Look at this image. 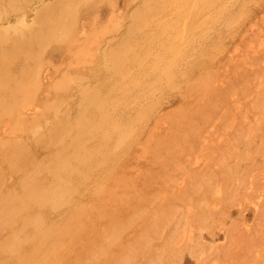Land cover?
I'll return each mask as SVG.
<instances>
[{
    "label": "bare ground",
    "instance_id": "1",
    "mask_svg": "<svg viewBox=\"0 0 264 264\" xmlns=\"http://www.w3.org/2000/svg\"><path fill=\"white\" fill-rule=\"evenodd\" d=\"M256 2L258 3V0H0V264H137L139 262L169 264L165 261L168 256L175 257L171 248L169 249V246L175 245L168 243L169 240L174 241V237L169 234L174 233V236L178 234L174 231L175 228L178 229L175 225H182L181 216H177L175 220L170 212L171 202H175V197L171 201L166 200L164 205L162 202L158 204V201L164 199L163 196L166 195L164 189L168 190L173 183L169 186L163 183L167 188H163L164 192L157 190L156 193L154 190L158 184L154 183H159V180H156L157 176L154 177L153 174L152 180L146 176L152 182L148 185L145 182L143 186H149L147 188L151 189L154 184L155 189L152 187L154 190H148L149 193L153 191L154 193L147 196L148 193L145 194L147 189L141 190L144 192V197H150L146 205L154 206L151 205V209L145 207L143 211L142 205L144 203L145 206L146 198L137 191L143 180L140 181L139 177L140 187H137L136 192V187L131 188V184L133 178L135 183L138 178H135V175L133 178L124 175L128 171H124V164L131 153L141 147L146 154L150 150L153 152V161L148 157L152 165L156 155L159 156L162 152L165 154L167 151H170V156L168 152L166 156L163 154L165 159L171 158V162L175 159L179 160L178 157H173L178 151H183L177 154L181 157L185 155V149L193 152L197 149V145L201 150L208 148L210 142H207L212 140L213 136L205 142L207 137L203 140L201 135L210 127L214 129L215 121L218 123L226 121L224 127L227 126L229 113L228 116L220 115L221 110L217 114L216 109L224 105L222 102L225 100L224 97L230 98L237 94L232 91L235 87L239 86L240 94H244L246 83L243 85L244 78L241 80V77L239 79L230 73L229 82H226L228 87L223 86L224 82L222 86L215 85L217 81L221 82L219 77H222L216 71L218 68L220 70V66L217 67L216 63L220 61L219 55L227 51L228 43L226 45L225 39L235 34L243 21H249L250 4ZM102 7L108 8L103 12ZM258 8L257 5L255 9ZM90 17L92 19H89ZM47 49H51L48 50L51 52L46 54L47 61L51 62L54 59L60 63L66 58L69 61L66 62L67 70L64 72L61 69L64 72L61 71L62 74L58 73L62 62L56 64L60 65L59 71L54 66L51 71L55 73L54 75L58 73L61 76L46 89L43 88V83L46 84L44 79L47 71L43 66L47 61L43 64L42 60H45ZM239 55L242 56L243 53ZM252 60L257 61L250 57L251 63ZM229 63L231 64V61ZM43 69L46 71L45 74ZM222 74L226 79L228 78L226 74ZM233 81L237 85L233 84ZM248 84L251 86L250 82ZM44 92L45 94H42ZM175 94L180 99V103H177L179 105L174 110L164 113L169 97ZM193 99L200 100L197 104H193ZM226 100L237 103L235 97ZM261 100L263 101V98ZM231 120L230 122L234 119ZM159 126H163L164 132ZM229 126L230 124L226 128L228 129ZM216 127L219 128L217 124ZM239 128L243 129L242 126ZM213 129L210 130L215 132ZM225 129L219 132H224ZM208 133L212 134L211 131ZM223 134L219 133V135ZM202 140L207 146L200 144ZM225 149L227 150L228 147L226 146ZM194 152L192 154H196V151ZM207 156L210 155L206 153L205 160ZM226 156L225 158L229 157ZM196 157L195 160L198 159ZM140 158L138 162L141 161ZM160 159L162 162L163 157ZM177 160L176 165L181 161ZM184 161H186L184 165L187 166V162L189 166L192 165L190 164L192 161L189 162L188 159ZM150 162L145 160L144 165ZM164 163L163 165L166 166ZM144 165H141L142 169L146 166ZM149 165L148 167H152L150 169L153 170L156 164ZM163 165L158 164V167L162 169ZM193 166L190 168H195ZM243 168L247 170V167ZM182 169L183 174H187L185 173L187 169L185 168L186 171ZM203 169L201 173L203 174L204 171V176L208 173L212 174L205 170V167ZM226 169L225 167V171ZM250 169L252 172L253 169ZM145 170L147 171L146 168ZM172 170L168 171L169 174ZM222 170V174L223 172L226 175L230 174ZM165 171L161 174L160 170L158 174L162 176L167 174L170 177ZM258 173L255 172L258 174L255 178L262 176L261 171ZM167 175L163 176L161 181L169 182ZM175 175L178 177L179 173ZM210 175H206L207 180L213 181L211 178L214 175L211 178ZM126 177L132 179L131 184L126 181ZM146 177L145 179H148ZM206 177L204 182L208 183V186L212 185L214 182H208ZM235 177L237 179V173ZM238 178L239 181L243 179L240 176ZM257 178L260 180L261 177ZM187 179L190 180V177ZM225 180L227 181L226 178ZM246 181L244 180L245 183ZM254 181L256 182L255 179ZM260 181L257 182L258 185ZM250 183L252 184V181ZM161 184L160 188H157L161 189ZM242 185L246 184L242 183ZM251 187L248 189L251 190ZM255 187L251 190L253 194L257 190L254 189ZM260 187L262 188H258L261 190L255 192L256 197L250 196L257 200L253 202V210L256 213L264 205V186ZM130 188L136 194L133 191L131 193L133 196L129 198ZM173 188L172 186L171 190ZM195 189L202 190L196 187ZM245 189L247 190L246 187ZM171 190L167 191L168 198L172 197L168 194V192L172 194ZM203 190L201 192L206 194V189ZM185 191L192 190L190 188ZM199 191H196L197 200L200 197ZM228 191L230 193L225 192L222 203L236 199L234 190ZM159 192L164 195L157 201V197L153 195ZM174 193H177L176 189L173 195ZM249 194L251 195V192ZM206 196L208 194L204 195L205 202L209 198ZM177 201L182 205V199L176 200V203ZM185 201L190 202V195L185 197ZM166 203L171 208L167 207L169 210L166 208L167 211L166 209L164 211ZM177 205L173 207L176 211H180ZM205 207L207 206L205 205L204 209ZM140 211V214L143 211L144 215H139ZM166 212L177 224L172 223L175 226L174 230L171 228L172 232L167 234L171 239L165 237L168 240H165L163 248L157 251L156 246L163 243L159 232L162 229L166 232L168 230L165 226L159 230V226H163L160 224L166 223L164 219L169 220ZM238 213L241 214L239 211ZM135 217H139L138 224L144 225V228L145 224L150 226L148 232L151 233L147 232V227L146 232L144 230L145 235L144 232L143 235L140 234L141 231L138 232L140 229L136 231L134 222L130 223ZM125 221H128L127 223L133 228H130ZM123 224L128 229L124 228ZM129 228L138 232L140 235L138 237L142 239H135L137 237L135 232L130 233L131 239L126 238L123 242L125 232L130 231ZM262 229L257 239H249L246 243L247 256L246 258L243 256L246 264H264V230ZM152 232L160 234L161 241L159 236L157 237L159 244L151 243L152 239L148 238L149 234L154 237ZM180 241L177 238L174 244ZM150 243L155 245L156 250L151 249L155 247ZM177 246L180 247V244L178 243ZM217 250L219 252H214L213 255H225L226 258L229 253L222 247ZM205 258L199 256L195 264H206L210 257L208 256L207 260Z\"/></svg>",
    "mask_w": 264,
    "mask_h": 264
},
{
    "label": "rangeland",
    "instance_id": "2",
    "mask_svg": "<svg viewBox=\"0 0 264 264\" xmlns=\"http://www.w3.org/2000/svg\"><path fill=\"white\" fill-rule=\"evenodd\" d=\"M263 2V3H262ZM262 2L260 1V0H258V3L256 2L255 4H256V6H255V4H250L251 5V7H249V11H250V19H249V21L248 20H245V21H243V24H241L240 25V29H238L237 31L238 32H240V33H238L237 31H236V33H238L237 35H235V34H232L230 37H228V38H226L225 39V42H226V45H227V43H228V45L226 46V48H227V51L225 52V51H223V53L222 54H220L219 56H220V61H217V63H216V66L218 67V65L220 66V70H219V68H218V70L216 69V71H218V74H219V76H224L225 77V75H223L222 73H224V74H226L227 75V79H226V77H225V81L224 80H222L223 78L221 77H219V79L221 80V82H219V81H217V82H219L218 84H217V82L215 83V85H217V86H219V84H221L220 86H222V84H223V82L225 83V84H223V86L225 85L226 87H228L226 84H228V83H226L229 79H230V77H231V75H230V73H232L235 77H237V78H239V77H241V80L244 78V83H242L243 85H244V90H243V92H244V94L245 93H247V95H244L243 93L242 94H240V91L238 90V88H239V86H237V87H235L234 88V85H233V88L234 89H232V91H235V92H233V93H237L236 95H233V96H231L230 98H233V97H235L236 98V100H237V103H232L231 102V100H226V99H230V98H226V97H224V99L225 100H223L222 102L224 103V105L222 106V107H219L218 109H216V113L217 114H219L220 112H222V114H220V115H224V116H228V113H229V116L227 117L228 119H227V126L230 124V126H229V128L227 129L226 127H224V124L226 125V121H225V123L224 122H220L219 121V123H218V121H215V127H214V129H213V127H208L209 129H206V131L208 130L209 132L211 131V133L213 132L212 130H210L211 128L215 131V132H213L211 135L208 133V131L207 132H204L202 135H201V137L203 138V140L205 141V142H207L206 140L207 139H212V136H213V141L212 140H208V142L207 143H209L210 142V145L209 146H207V143H205L203 140V142L201 143V141H200V144L202 145H206L205 147L207 148L206 150H205V148L204 147H201L203 150H201V149H199V147H198V145H197V149L196 150H194V151H196V154H192V153H195L193 150V152H188L187 151V149H185L184 150V153H185V155L183 156L182 154V156L180 157V156H177V154H179V153H181V152H183V151H178L177 152V154H175V156H173L174 154H172V156L173 157H178L179 158V160H181L180 162H178V165H176V160L177 159H175V160H173L172 162H171V158H169V159H165L164 158V155L166 156V154H167V152L164 154V152H162L159 156H157L159 159L160 158H162L163 157V159H164V162H167V163H164L163 162V159H162V162L155 156L154 157V159H155V161H156V163H155V161L153 162V164L156 166H154V165H152V161H153V152L150 150V151H146L147 152V154L145 153V151H143L142 150V147L141 148H136V150L135 151H133V153H131V155L129 156V158L127 159V162H125V164H124V171H126V170H128V171H130V172H132V174L130 173V172H125L124 173V175H127V177H128V175H130V178H133V175H135L134 177L135 178H138V180L136 179V183L134 182V178H133V182H132V184H131V182H130V180L132 181V179H127V177H126V181L127 182H130V184H131V188H133L134 189V187H136L135 188V191H136V189H137V187H140L138 184L140 183V182H138L139 181V177H140V181L141 180H143L144 181V183H143V181H142V185H141V187H140V189L138 188V192L139 193H141V195L144 197V192L143 191H145L146 189V191H145V194H146V192L148 193L147 194V196H150L149 194H153L154 193V191H156V193H157V190L159 191H162V192H164L163 191V188H167V185H164V184H168V186L169 185H172V183H173V187L176 189V192L177 193H179V192H181L180 194H175L174 193V195H173V192L175 191V189H174V191H172L171 190V187L169 186L168 188V190H171L172 191V194H171V192H168V194H169V197H171V195H172V197L171 198H168V195H167V189H164L165 190V194L167 195V197H166V195H164V193L162 194V193H160L159 192V194H155V195H153V196H156L157 197V201L163 196V200L161 201H158V204H161V203H159V202H162L163 203V205H164V203L165 202H167L166 200H168V201H171V200H173L174 198L173 197H175V202L174 203H172L171 202V204H172V208L170 207V206H168V204H167V206H165V208L163 209L164 211H165V209L167 208V207H169V208H171V210H170V212H172L171 213V215H174V216H172L173 217V219H175L177 216H181V218H180V220H181V223H182V225L181 226H177V225H175V224H177L176 222L174 223L173 221L174 220H172V218L170 219V216L168 215V214H170V212L168 211V214H167V212H166V214L168 215V217H167V215H166V217L167 218H169V220H167V219H164V220H166V223L164 222L163 224H160V225H163V226H159V230H160V228H162V227H166L165 229L167 230V232L164 230L163 231V229H162V231L161 232H159L158 230V232L161 234H156V233H154L153 234V232H152V235H154V237H152L151 236V234H149V236L150 237H148V238H150V239H152V242L151 243H153V242H155V244H159L158 242L159 241H161V237H162V241L161 242H163L161 245L159 244L158 246H156L157 247V251H159L161 248H163V246L165 245L164 244V241L165 240H168V239H171L170 238V236H172V237H174V241H172V240H169L168 241V243L170 244H172V245H175V246H173V247H170L169 246V249L171 250V252L172 253H174V255H175V257H173V256H171V255H169L168 256V259L167 260H165L166 261V263H167V261H168V263L169 264H195V260L196 259H198L199 258V256H200V258H205V256H206V258L209 256L210 257V259L208 258V260H207V262H206V264H239V262H241L240 264H246V256H247V254H246V250H245V247H246V243H247V241L249 242V239H257L258 238V235L260 234V229H262V230H264V205H263V207H260L259 209H258V211H257V213H256V211L255 210H253V202L254 201H257L255 198H252V197H254V195L255 194H257L258 193V191H260L261 189H259V188H262V187H260V186H264V184H262V183H264V182H262V180H264V140H263V138H264V9L262 8V6L263 5H261V4H264V0H262ZM261 3V4H260ZM253 5H254V7H253ZM257 5H258V7L260 8H258V9H255V7H257ZM109 7V6H108ZM108 7H105V8H103L102 7V9L101 10H103V12H104V9H106V8H108ZM264 7V6H263ZM254 8V9H253ZM261 9H263V10H261ZM261 16H263V17H261ZM89 19H92L91 17L89 18ZM115 19V18H114ZM116 19H117V17H116ZM115 19V20H116ZM118 19L120 20V18L118 17ZM114 20V21H115ZM119 20H116V21H119ZM101 24V23H100ZM243 33V35H241ZM241 37H242V40H241ZM246 37V38H245ZM245 38V39H244ZM230 39H233V40H230ZM244 43H243V42ZM231 42V43H230ZM250 45V46H249ZM234 47H235V49L237 50V52H236V50H234ZM236 47H238V48H240V49H238V48H236ZM243 47H244V49H243ZM253 49V50H252ZM48 50H51V49H47L46 51V53H45V60L43 59L42 61H44L43 62V64L45 63V61H47V59H46V54L47 53H49V52H51V51H48ZM239 50H242V52L241 51H239ZM247 52H249V53H247ZM251 52V53H250ZM242 54L243 53V55L241 56V55H239V54ZM248 54V56H246L247 54ZM254 53V55H256V56H254V55H252ZM249 55H250V57H251V59L253 58L254 60L256 59H258V57L260 56V55H263L261 58L259 57V59L257 60V61H253L252 60V63L249 61L250 60V57H249ZM252 55V56H251ZM218 56V57H219ZM254 56V57H253ZM244 57H248V58H244ZM257 57V58H256ZM243 59V61H242V59ZM67 59V58H66ZM62 60L60 63H61V67H63L64 65H65V67H63V68H61L60 67V71H59V66L60 65H56V64H58L59 62L58 61H55L54 59V61L53 60H51V58H50V60H51V62H49V60L47 61V63H45L44 65L45 66H43V68L47 71V75H46V78L44 79V81L46 82V84H44L43 83V85H44V87L43 88H45L46 87V89L47 88H50V85H52L54 82H56L57 81V79L61 76L60 74H62V72L65 70H67L66 69V62H68L69 60L67 59V60ZM240 59V60H239ZM246 60V61H245ZM64 61V62H63ZM231 61V64L229 63ZM239 62H242V63H239ZM48 63H51V64H48ZM59 63V64H60ZM236 63H238V64H236ZM48 64V65H47ZM62 64H64L63 66H62ZM236 64V65H235ZM240 64H243V65H245L244 67L242 66V65H240ZM49 65H51V66H49ZM230 65V66H229ZM240 65V66H239ZM52 66H53V68H52ZM54 66H56L55 68L59 71L58 73H60L62 70V72L60 73V74H58V73H56L57 75H54L55 73L53 72V71H51V70H53L54 69ZM48 67V68H47ZM226 67V68H225ZM242 67V68H241ZM50 68V69H49ZM52 68V69H51ZM245 70H244V69ZM43 69V70H44ZM62 69V70H61ZM233 69V70H232ZM44 70V71H45ZM49 70H50V72H49ZM238 70V71H237ZM46 71L45 72H43V74H45L46 73ZM64 71V72H65ZM230 71V72H229ZM53 72V73H52ZM63 72V73H64ZM238 72V73H237ZM54 76V77H50V76H52L51 74ZM237 74V75H236ZM49 78V79H48ZM218 79V80H219ZM240 79V78H239ZM239 79H237V81H240ZM246 79V80H245ZM249 79V80H248ZM250 82V85L251 86H249V82ZM44 81H42V82H44ZM54 81V82H53ZM232 81V80H231ZM230 81V82H231ZM246 81V82H245ZM229 82V81H228ZM233 84H236V82L234 83V81H233ZM237 85V84H236ZM235 85V86H236ZM242 85V86H243ZM246 86V87H245ZM249 88V89H248ZM238 90L237 92H236V90ZM222 91V90H221ZM223 91H225V90H223ZM232 91H230V93L232 92ZM228 92H229V90H228ZM227 92V93H228ZM239 92V93H238ZM242 92V91H241ZM225 93V92H224ZM42 94H45V92L44 93H42ZM43 96V95H42ZM229 96V95H228ZM263 98V101L261 100ZM198 100H200V99H197V100H194L193 99V104L195 103V104H197V101ZM196 101V102H195ZM228 101L230 102V103H228ZM200 102V101H199ZM202 102V101H201ZM226 102V103H225ZM262 102V103H261ZM168 105L165 107V109L163 110V112L164 113H166V112H168V111H172V110H174L175 109V107H177L178 105H177V103H180V99H179V97H178V95L177 94H175V95H172L171 97H169V99H168ZM228 103V104H227ZM257 103H259V104H257ZM231 104V105H230ZM256 104V105H255ZM260 104H262V105H260ZM224 106H226V107H224ZM230 106V107H229ZM223 108V109H222ZM224 108H225V111H224ZM260 108V109H259ZM257 109H259L258 111H257ZM221 110V111H220ZM220 111V112H219ZM229 111V112H228ZM231 112V113H230ZM238 113V114H237ZM220 115H216V116H220ZM231 117V118H230ZM239 118V119H238ZM233 121H232V120ZM230 120L232 121V122H230ZM235 121V122H234ZM245 122H249V123H246L245 124ZM216 124H217V126H219V128L218 127H216ZM222 124V126H220ZM239 125V127H243V129L242 128H239V127H237L238 125ZM251 127V129H249L250 127ZM159 127H161V126H159ZM158 127V128H159ZM163 127V126H162ZM160 128V129H162L163 130V128ZM223 127V128H222ZM225 129L224 130V132L225 131H227L226 132V134H223L224 132L223 131H220L219 132V130H221V129ZM248 129V130H247ZM156 130H158L157 128H156ZM155 130V131H156ZM237 130H239V131H237ZM159 132H161L160 130H158ZM217 131V132H216ZM157 132V131H156ZM155 132V133H156ZM162 132H164V130L162 131ZM219 133H221V134H223V135H219ZM206 134V135H205ZM205 135V136H204ZM207 135H209V136H207ZM216 135V136H215ZM223 136V137H222ZM226 137V138H225ZM228 137V138H227ZM215 139V140H214ZM224 139H226V140H224ZM228 147V149L226 150L225 149V147ZM140 147V146H139ZM199 149V150H198ZM143 152H142V151ZM207 150H208V152H207ZM165 151V150H164ZM185 151H187V152H185ZM198 151V152H197ZM199 151H200V153H199ZM205 151V152H204ZM226 151H229V153L228 152H226ZM203 152V153H202ZM231 152V153H230ZM142 153H144L143 155H142ZM169 153H170V151L168 152V156H170L169 155ZM188 153V154H187ZM190 153V154H189ZM202 153V154H201ZM205 153V154H204ZM206 153L208 154V155H210V156H207V158H206V160H205V157H206ZM225 153V154H224ZM226 153H228L227 154V156H229L228 158H225V156H226ZM164 154V155H163ZM224 154V155H223ZM139 155H140V157H139ZM147 155V156H146ZM201 155V156H200ZM203 155V156H202ZM231 155V156H230ZM134 158H132V157ZM196 156H199V158L198 157H196ZM226 156V157H227ZM137 158V160H136V158ZM148 157H150V159H152V161L151 160H148ZM198 158V159H194V158ZM201 157V158H200ZM141 159V163L140 162H138L139 160L138 159ZM156 158L158 159V161L156 160ZM181 158V159H180ZM210 158V159H209ZM220 158L221 159H223V160H220ZM131 159H132V161H131ZM144 159V160H143ZM174 159V158H173ZM189 160V162L190 161H192L190 164H192V165H190L189 166V163L187 162V166L186 165H184V164H186L185 162L186 161H184V160ZM192 159V160H191ZM199 159H200V161H199ZM206 161H204V160ZM209 159V160H208ZM219 159V160H218ZM151 161L149 164H151V166H154L153 168L154 169H160V166H161V164L163 165V163L164 164H166V166H164V168H165V170H164V168H163V166H162V169H160L161 170V174H163L162 173V171L164 172H168L169 170H172L173 169V167H174V163H175V167H174V169L173 170H175V171H173V173H172V175H171V172H170V174H169V172H168V174L170 175V177H168V175H167V178H169L170 179V181L168 182V180H167V182L164 180L165 179V177L163 178V180L165 181V182H163V181H161L162 180V177L163 176H166V175H159L158 173V171H160V170H152V169H150V168H152V167H148V166H150L148 163V166H147V164H145L144 165V161ZM166 160V161H165ZM179 160H177V161H179ZM201 160H202V162H201ZM211 160V161H210ZM168 161H170L171 163H173V166H172V164L170 163V162H168ZM184 161V162H183ZM195 161V162H194ZM219 161V162H218ZM220 161H221V163H220ZM137 162V163H136ZM198 162V163H197ZM204 162V163H203ZM217 162L219 163V165H217ZM250 162V163H249ZM143 166H145V167H143L144 169L146 168L147 169V171L145 170L144 171V169H142V166L140 165V164ZM146 163V162H145ZM170 163V166H171V168H170V166L168 165ZM184 163V164H183ZM197 163V164H196ZM226 163V164H225ZM252 163V164H251ZM257 163V164H256ZM158 164H160V166L158 167ZM193 164H195L194 166H195V168H190L191 166H193ZM222 164V165H221ZM227 164H230V165H227ZM246 164H248V165H246ZM250 164V165H249ZM225 165V166H224ZM231 165H232V167H231ZM233 165H236L237 167H239V168H237L236 166H234V167H236L237 168V171H234V173H233V170H235L234 169V167H233ZM246 165V166H245ZM251 165H252V167H251ZM185 166V168L187 169L188 168V166H189V168L187 169V172H185V173H187V174H183V172L181 171V167H184ZM193 166V167H194ZM219 167V169L216 171V169ZM228 166L230 167V168H228ZM254 166V167H253ZM170 169H169V168ZM180 167V168H179ZM206 168L205 170H208V172H210V173H212L211 175L208 173V174H205V176L203 175L204 174V171H203V174L201 173L202 172V170H204L203 168ZM225 167L227 168L226 169V171H225ZM243 167H247V170H246V168H243ZM252 168L253 169V173L251 172V169L250 168ZM185 168H183L182 170L184 171H186V169ZM232 168V170L230 171V169ZM255 168V169H254ZM149 169V170H148ZM222 169H224V171L225 172H230V174L229 173H227V175L223 172V174H222ZM239 169L242 171V170H244L243 171V173L241 172V171H239ZM256 169H257V171H256ZM179 170V171H178ZM210 170V171H209ZM214 170V171H213ZM229 170V171H228ZM123 171V172H124ZM156 173H155V172ZM180 171L182 172V173H180ZM195 171V172H194ZM213 171V172H212ZM216 171V172H215ZM220 171H221V173H220ZM257 172L258 173V171H261V174H262V176L261 175H259V176H257V177H261L260 178V180H259V178H255V176L256 175H258V174H260V172L258 173V174H255V172ZM199 173V175H200V173H201V178H200V176L198 175V173ZM215 172V173H214ZM250 172V173H249ZM143 173V174H142ZM178 173H179V179H178V177L175 175V174H177L178 175ZM205 173H206V171H205ZM236 173H237V179H236ZM245 173V174H244ZM252 173V174H251ZM155 176H154V175ZM165 174V173H164ZM220 174H221V176L222 175H224V176H226L225 178L227 179V181L225 180V178H224V176H222L224 179H222V177L220 176ZM232 174V175H231ZM239 174V175H238ZM142 175V176H141ZM173 175L175 176V177H173ZM180 175H183L182 177L180 176ZM190 175V176H189ZM194 175V176H193ZM196 175H198V176H196ZM203 175V176H202ZM206 175H210V178H211V176L212 175H214V177L212 176V180L213 181H208L207 180V177H206ZM235 175V176H234ZM245 175V176H244ZM247 175V176H246ZM254 175V177H252ZM144 176V177H143ZM146 176H148L150 179L151 178H153V176L154 177H156L157 176V178H156V180L158 179L159 180V183L160 182H162V184L164 185L163 187H162V184H161V189H159L160 188V184L159 183H154V184H158L157 185V187H159V188H157L156 187V190H154L155 189V187H153L154 186V184H153V188L151 187V189L152 190H154L153 191V193H149L150 191H152L150 188L148 189L147 187H149V186H147V187H144L143 186V184H145V182L147 183L146 185H148V184H151V180L148 178V177H146ZM191 176H193V178L191 177ZM218 176H219V178H218ZM233 178H232V177ZM238 176H240V178L242 177L243 179H240V181H239V178H238ZM145 177L146 178H148V179H145ZM190 177V180L189 179H187V178H189ZM195 177H197L196 179H194ZM204 177H206V180L208 181V182H211V183H213L212 185L211 184H209V186H208V183H206V182H204L205 181V178ZM250 177V178H249ZM129 178V177H128ZM209 178V177H208ZM209 178V179H210ZM221 178V179H220ZM229 178H231V180L229 179ZM247 178H249V180L250 179H252V180H250V182L252 181V184L249 182V180L247 179ZM125 179V178H124ZM155 179V178H154ZM210 179V180H211ZM217 179H219V180H217ZM246 179L248 180V181H246ZM256 180V184L258 185V181H260L261 183H259L260 185H258V186H256V184L253 182V180ZM257 179H258V181H257ZM147 180L150 182H147ZM155 180V181H156ZM157 180V181H158ZM175 181V182H173V181ZM183 180H185L186 182L185 183H183L184 181ZM187 180H189V181H192V183L191 182H189V181H187ZM224 180H225V182H224ZM230 180V181H229ZM236 180V181H235ZM238 180V181H237ZM244 180L246 181V183L244 182ZM154 181V180H153ZM156 181V182H157ZM178 181V182H177ZM182 181V182H181ZM181 182V183H180ZM188 182V183H187ZM194 182V183H193ZM201 182V183H200ZM204 182V184H202ZM224 183V185L226 186H228V188L227 187H225L224 185H223V183ZM227 182V184H225ZM230 182V183H229ZM238 183V185H237V183ZM190 183L192 184V185H190ZM206 183V184H205ZM220 183V184H219ZM222 183V184H221ZM239 183H241V184H239ZM242 183H244V184H246L245 186L244 185H242ZM247 183H248V185H247ZM254 183V184H253ZM180 186H179V185ZM190 185V186H188V185ZM262 184V185H261ZM128 185H129V183H128ZM132 185H134L133 187H132ZM145 185V186H146ZM194 185V186H193ZM223 185V186H222ZM252 187H251V186ZM130 186V185H129ZM204 186V187H203ZM207 186V187H206ZM211 186V187H210ZM239 186H240V188H239ZM256 186V187H255ZM195 187L196 188H199L200 190L202 189L203 190V188H204V190L203 191H205V189H206V191H207V193L205 194L204 192H201V191H199L198 189L196 190L195 189ZM206 187V188H205ZM222 187H225L224 189H221ZM245 187L247 188V190L245 189ZM249 187H251L250 189L252 190L253 189V187H255L254 189H256L257 188V190H255V192L257 191V193H255L254 192V194H253V192L251 191V190H249L248 188ZM259 187V188H258ZM131 188H130V192H129V190L127 191V192H129V198L130 197H132L133 195H131V193L134 191L133 189L131 190ZM145 190H144V189ZM191 188V190L192 191H190V192H186L185 190L187 189V190H189ZM193 188V189H192ZM207 188L209 189L210 188V190H207ZM213 188V189H212ZM243 190H242V189ZM141 189H143V191L141 190ZM177 189H178V191H177ZM212 189V190H211ZM230 189V190H234V195H236V196H234V197H236V199L234 200L233 199V201L232 200H230V202L229 201H225L226 203H222V199L224 198L223 197V195H225V192H229L228 190ZM238 189V190H237ZM148 190H150V191H148ZM194 190H196V191H199V196L200 197H198L199 199L197 200V196H198V194H197V192L196 191H194ZM217 190V191H216ZM135 191H134V193H135ZM136 191V192H137ZM141 191V192H140ZM210 191V192H209ZM215 191V192H214ZM221 193H219V192ZM237 191V192H236ZM243 191L245 192V193H243ZM254 191V190H253ZM196 192V193H195ZM209 192V193H208ZM218 192V193H217ZM251 192V195L249 194ZM138 193V194H139ZM185 193V194H184ZM200 193H202V194H200ZM230 193V192H229ZM236 193V194H235ZM248 193V194H247ZM136 194V193H135ZM161 194V195H160ZM184 194V195H183ZM208 194V196H206L207 198H208V200L206 199V202H205V198H204V195H207ZM243 194H245L246 196H244ZM175 195H179V196H175ZM188 196V195H190V202H186L187 201V199H189V198H187L186 199V201H185V197L186 196ZM183 196H184V200H183ZM245 197V198H243V197ZM250 196H252V197H250ZM176 197H178V199H176ZM179 197H181L180 199H179ZM221 197V198H220ZM255 197H256V195H255ZM144 198H146V201H145V206H144V203H143V208L141 207V209H143V211H145V207H146V209H147V207H150V206H148L149 204H147L146 205V203H148V201H149V198L150 197H144ZM151 198H152V196H151ZM154 198V197H153ZM173 198V199H172ZM182 199V205H181V203L180 202H178L177 201V203H176V200H181ZM253 200L252 202H251V200ZM151 200V199H150ZM209 200H212V202L211 201H209ZM218 200V201H217ZM156 201V200H155ZM156 201V202H157ZM189 201V200H188ZM203 201H204V203H203ZM236 201H239L238 203L236 202ZM199 202H201V205H199ZM196 203V204H195ZM237 203V204H236ZM154 204V203H153ZM177 205V208L180 210V211H176L175 209L176 208H174V207H176L175 205ZM207 206V207H205L206 209H204V206L205 205ZM223 204H224V206H223ZM229 204H231V205H229ZM195 205H197V206H195ZM152 206H154V205H152ZM151 206V207H152ZM174 206V207H173ZM200 206V207H199ZM151 207L149 208V209H151ZM173 208H174V210H173ZM190 208V209H189ZM162 209V208H161ZM168 209V208H167ZM167 209H166V211H167ZM199 209V210H198ZM163 210H161V211H163ZM169 210V209H168ZM142 211V214H140L141 213V211L140 212H138V214L139 215H144L143 212ZM163 211V212H164ZM174 211V212H173ZM238 211L239 212H241V214H239L238 213ZM178 214H177V213ZM197 212H199V214L197 213ZM201 212H202V214H201ZM210 212V213H209ZM223 212V213H222ZM165 213V212H164ZM182 213V214H181ZM197 215V216H196ZM200 215H202V216H200ZM165 217V218H166ZM184 218H185V221H184ZM150 219V218H149ZM199 219V220H198ZM125 220V219H124ZM126 220H127V218H126ZM135 220H136V222L137 223H135ZM175 220H177V219H175ZM131 221H133L134 223H133V226H134V228H136V231H138L139 229V231L138 232H140L141 231V233L140 234H142V232H144V230H145V228L147 227V232H148V230H149V228H150V226H148V225H146L145 224V228H144V225L142 226V224H138V222L140 221V219H139V217L137 218V217H135V219L133 220V219H131L130 220V223H132ZM171 223H170V222ZM126 222V221H125ZM125 222H123V223H125ZM128 222V221H127ZM126 222V223H127ZM203 222V223H202ZM126 223H125V225H126ZM128 224L129 225V227L130 228H133V227H131L132 225L131 224ZM176 226V227H178V229L177 228H175V234L176 233H178L176 236H174V233H170V232H172V231H170V229L172 228H174L175 226L173 225V224ZM209 224V225H208ZM139 225V226H138ZM142 227H141V226ZM208 225V226H207ZM127 226V225H126ZM136 226V227H135ZM170 226H172V227H170ZM123 227L124 228H127L128 229V227H125L124 226V224H123ZM140 227V228H139ZM149 227V228H148ZM170 227V228H169ZM129 228V232L127 233V232H125V236H124V234H123V236L125 237H122V238H124V239H122L123 240V242H125L126 241V238L128 239H131L132 237H130V235L131 234H134L135 232L134 231H132L131 229ZM143 228V229H142ZM209 228V229H208ZM177 229V230H176ZM143 230V231H142ZM174 230V229H173ZM150 231V230H149ZM169 231V232H168ZM177 231V232H176ZM133 232V233H132ZM138 232H136L135 234L137 235V237L135 238V239H138L139 237H140V235H138L139 233ZM145 232H146V230H145ZM145 232L143 233L144 235H145ZM166 232V233H165ZM131 233V234H130ZM148 233H151V232H148ZM163 233V234H162ZM168 233H170L169 235V237H168ZM182 233H183V235H182ZM187 233V234H186ZM190 233V234H189ZM128 234V235H127ZM142 234V235H143ZM155 234H156V236H155ZM135 235V236H136ZM161 237H160V236ZM163 235V236H162ZM167 235V236H166ZM186 235H188V236H186ZM133 236V235H132ZM135 236H133V237H135ZM139 236V237H138ZM159 236V241L157 240L158 237ZM180 237V239H179V237ZM168 238V239H166V238ZM176 237V238H175ZM184 237V238H183ZM148 238H145V239H148ZM156 238V239H155ZM164 238V239H163ZM177 238H178V240L181 242H178L179 244H180V247H176V245L178 244V243H175L174 244V242L175 241H177ZM139 239H142V238H139ZM173 239V238H172ZM185 239V240H184ZM244 239H246V240H244ZM125 240V241H124ZM183 240H184V243H183ZM242 240V241H241ZM172 241V242H171ZM195 241V242H194ZM157 242V243H156ZM189 242V243H188ZM197 242V243H196ZM150 243V244H151ZM195 243V244H194ZM154 244V243H153ZM164 244V245H163ZM183 244H185V246H186V244H187V247H185V246H183ZM193 244V245H192ZM202 244H204V245H202ZM230 246H229V245ZM232 244V245H231ZM152 245V244H151ZM171 245V246H172ZM197 245H200V246H203V248L201 249L200 247H198ZM228 245V248L226 247ZM152 246H154L155 247V245H152ZM168 246V245H167ZM182 246H183V248H182ZM192 246V247H191ZM196 246V247H195ZM218 246V247H217ZM233 246V247H232ZM156 247L155 248H152L151 247V249H153V250H156ZM174 247H176V249L178 248V250H176ZM193 247H195V248H193ZM219 247H222V249L223 248H225V249H227V251H229V253H228V255L226 256V258H225V255H213L214 254V252L215 253H217V252H219L217 249L219 248ZM230 247V248H229ZM244 247V248H243ZM159 248V249H158ZM173 248H174V251H173ZM181 250H180V249ZM185 248V249H184ZM208 248H210V249H208ZM217 248V249H216ZM183 249V250H182ZM229 249H231V250H229ZM242 249H243V251H242ZM179 250L180 251H182L181 253L179 252ZM199 250H200V252H199ZM208 250V251H207ZM209 250H210V252H209ZM209 252V253H208ZM231 252H232V254H231ZM198 253V254H197ZM200 254V255H199ZM211 254V255H210ZM179 255V256H178ZM213 255V256H212ZM239 255V256H238ZM240 255H242V256H240ZM232 256V258H230ZM243 256L245 257V258H243ZM220 257V258H219ZM223 257H224V259H223ZM242 257V258H241ZM228 258V259H227ZM170 259V260H169ZM231 259H232V261H231ZM237 259V260H236ZM242 259V260H241ZM205 260V261H206ZM229 260V261H228ZM164 261V262H165ZM214 261V262H213ZM235 261V262H234ZM136 262H138V261H136ZM213 262V263H212ZM231 262V263H230ZM141 262H139V263H137V264H140Z\"/></svg>",
    "mask_w": 264,
    "mask_h": 264
}]
</instances>
